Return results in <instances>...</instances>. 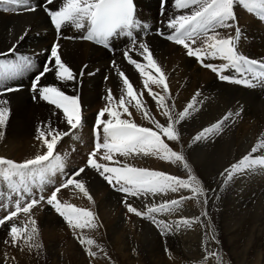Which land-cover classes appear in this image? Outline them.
I'll use <instances>...</instances> for the list:
<instances>
[{
  "label": "bare ground",
  "instance_id": "6f19581e",
  "mask_svg": "<svg viewBox=\"0 0 264 264\" xmlns=\"http://www.w3.org/2000/svg\"><path fill=\"white\" fill-rule=\"evenodd\" d=\"M31 1L33 5L37 6L35 11H28L23 8L17 12L10 5L0 4V60L2 64L18 63L20 62V57H29L31 60L29 66L23 67L13 79L6 81L8 85L21 86L19 90L0 95V99L6 100V106L10 109L7 124L3 128V136L0 137V158L11 159L14 162H24L27 159L35 158L37 154H43L46 148L37 137L39 131L45 130L46 125L50 124L52 128L59 131H70L69 126L66 124V118L62 115V110L56 109L39 97L34 99V93L31 90L32 81L35 75L38 74L35 71L40 69V67L42 69L43 64L49 61L51 48L56 42H59L61 46L62 59L74 69L79 81L78 83L66 82L58 84V86H61L62 90L68 95H79L83 120L77 129L71 130L70 135L59 140L54 155L60 153L59 146L62 142H66L71 146H78V142H82L86 147H90L93 142L92 131L98 119V112L108 104V90L111 89L115 98L114 102L118 101L121 95L123 81L118 75L119 71H123L129 77L130 82L133 83L134 89L138 93L143 91L142 100L151 117L166 126L167 117L164 115L163 109L148 94L147 89L143 85L144 78L142 75L134 65L127 62L124 56V52L131 47L127 37L118 35L112 38L114 51L111 53L78 38L87 29V21H85V29H76L72 25H65L60 30L59 35H57L54 24L47 12L43 7H40L43 4V0ZM136 2L138 6L136 16L142 22V25L145 26L147 34L145 35L141 29H136L135 34L138 39L143 38L139 42L149 44L154 58L167 77L168 92L165 93L157 85H151L153 92L166 95V103L171 110L173 120L190 103L194 105L189 110V116L177 124L176 128L179 140L183 141V151L191 157L194 153L200 151L205 154L206 159L202 160V163L192 161L193 167L199 170L208 168L211 172L209 181L216 182L221 189L219 192L221 196L219 194L212 199V203L218 208L215 212L212 211V215L216 214L217 219H220L223 209L235 201L254 202L256 206L263 210L264 166H258L254 170L234 175L233 179L226 184L223 183V178L220 174L226 168H229L231 164L237 163L245 154H248L261 140H264V80H253L250 73H247L248 76L241 77L232 68L225 69L223 73L214 72L212 69L202 66L197 58L189 57L185 48L167 42L157 35H152L153 28L161 27L163 31L169 32L171 30L167 28L169 19L187 11L176 9L174 0H136ZM61 4L62 0H55V4L47 5V7L56 8ZM257 10L264 9L234 0L233 12L235 19L234 21H229L233 27L217 29L222 37L226 38L229 35L235 37L238 25L239 38L235 40L236 47L241 54L256 62L259 60L264 61V19L256 14L255 11ZM211 34L210 32L209 35ZM201 39H198L197 44L193 45V47L200 46ZM13 47L15 48V54H8L9 49ZM130 54L141 63H146L138 52L133 51ZM113 62H115V65ZM204 63H212L219 67L221 64L227 63V61L220 57L214 59L206 57ZM82 68L84 69V74L81 77L79 72ZM153 74L156 75L154 70ZM221 75H229L234 80L250 79L252 80V86L221 80ZM53 83H57L54 73L46 74V77L41 80V84ZM129 111L131 112V117L127 114H122L121 118H131L139 126L152 127L153 130H156L152 120L144 118L141 109L129 106ZM225 117H228V119H225ZM108 118V115L105 114L103 119ZM220 121L223 122L220 131L199 141L195 139L204 128ZM101 136L103 137L102 131ZM49 138H51V134H49ZM223 153L224 155H222ZM216 154L218 156L210 160V157ZM253 155L256 157L264 155V149H258L257 153ZM140 157L142 156L139 155L137 158L140 159ZM195 157L197 158V156ZM142 158L148 160L146 156ZM150 160L158 164L163 163L160 162L161 158L155 155H152ZM216 167H218L217 171H215ZM64 171L65 167L62 173L57 171L54 176L50 177L52 181L50 185L61 184ZM88 180H83V183ZM50 185L47 186L46 184L44 186L49 189ZM109 192L103 188L98 193L90 191L91 195H89L92 197L91 201H94L93 205L96 213L104 217L116 218L120 216L121 209L118 206L112 209L111 216H109L110 214L108 215L109 208L106 204L111 199ZM62 193L68 194L71 200L74 199L73 201H76L78 197L80 201L88 199L74 186H68V188L62 190ZM31 213H35V211ZM44 214L45 210L42 206H39V219L51 220L50 216ZM49 215L52 216L53 214L50 213ZM120 219L122 218L120 217ZM200 223L199 220L198 226ZM196 225L197 223H194L190 227ZM190 235L192 236V234ZM162 244L163 242L158 240L150 251L152 253L161 252ZM137 257L140 259L138 254Z\"/></svg>",
  "mask_w": 264,
  "mask_h": 264
},
{
  "label": "snow or ice",
  "instance_id": "6c2138e0",
  "mask_svg": "<svg viewBox=\"0 0 264 264\" xmlns=\"http://www.w3.org/2000/svg\"><path fill=\"white\" fill-rule=\"evenodd\" d=\"M237 2L247 3L249 5L264 9V0H237ZM7 3L15 7H24L25 10L35 11L36 5L29 3V0H0V4ZM55 4V0H44L40 7L47 12L50 20L54 24L58 34L63 26L72 25L76 29H85V21H87V32L85 35L78 37L87 41H97L100 44H108L110 39L119 36H125L129 39L131 47L124 52L127 62L134 65L142 75L143 85L147 89L148 94L163 109L164 115L167 117V124L162 125L159 121L151 117L150 112L145 107L142 100L143 91L137 92L129 77L119 71L118 75L122 78L123 88L119 100L114 102L111 89L108 90L106 107L98 112V119L94 126V134L96 143L94 150L90 153L86 167H90L99 172V174L113 188L125 194V203L130 213L153 221L158 227L163 229L162 234H167L173 230H179L181 226H191L199 222L198 217L181 218L175 221L166 222L163 219H156L157 214L173 213L178 206L186 199L199 200L205 197L203 203H207L205 196L206 190L203 188L195 175H192L191 168L185 162L184 155L173 151L162 137H167L169 141H178L179 134L176 125L184 121L189 116V110L194 107L189 104L178 117L173 120L171 110L166 103V95L159 92H153L151 85H157L165 93L168 92V84L166 83V75L157 63L150 50L149 44L139 42L137 44L136 29H141L147 34L145 26L136 16L135 0H62V4L56 8L47 7V5ZM175 8L187 10L183 14H179L170 18L167 22V28L172 31L165 35L162 30H157V34L170 42H175L183 46L189 57L197 58L198 62L204 67L212 69L214 72H224L225 69H235L236 71H246L252 75L253 80H264V64H257L255 60H250L241 54L235 44V40L239 38V27H236V36L231 35L222 37L217 31L218 28H231L233 25L229 21H234L233 5L234 0H174ZM212 33L209 35V33ZM201 39L200 46L193 47L197 44V40ZM59 42L54 43L50 51V59L43 66L42 70L35 75L31 90L36 97L53 105L56 109L62 110V115L66 118V124L70 131H59L49 125L45 126V130L39 131L37 137L45 146L46 151L43 154H37L35 158L27 159L24 162H14L11 159L0 158V173L8 181L9 187L15 194L14 210L8 215L0 218V226L6 222L13 221L9 228V236L11 237L13 246L24 244L29 248L39 247L33 243V237L37 233L36 220L32 219L30 214L32 209L46 200L49 206H53L55 211L67 222L73 229H96L99 227L95 214L86 208L77 207L70 203H61L57 198V194L62 188H68L72 185L84 194L89 200V195L85 184L76 179L81 173L85 172V168L75 169L71 176L63 181L54 191L46 198L44 195L36 194L32 191L31 185L38 184L41 188L46 183H52L50 177L54 176L57 171L63 172L64 162L59 155H54L57 144L60 139L71 134V130L77 129L82 124V107L79 95H68L61 86L66 82H79L78 75L68 63L62 59ZM138 52L146 63H141L138 59H134L131 52ZM8 54H15V48L9 49ZM206 57L223 58L227 63L221 64L219 67L212 63H204ZM20 62H11L0 66V95L19 90V85L11 86L6 81L11 80L15 75L26 66L31 64L29 57H20ZM115 65V62H113ZM86 67V66H85ZM153 70L156 75L153 74ZM54 73L57 83L41 84L42 78L46 74ZM84 69L79 72V76H83ZM221 80L231 81L237 84L252 86L250 79H232L229 75H221ZM7 101L0 99V137L3 136V128L7 124L10 109L6 106ZM129 106L141 109L145 119H151L156 130L152 127L139 126L133 119H122V114L131 117ZM105 114L108 119H103ZM228 119V117H225ZM222 121L204 128L196 137L197 141L206 138L221 130ZM102 126V127H101ZM101 131L103 133V142H100ZM51 134V138H49ZM103 149L102 160L110 162L100 163L96 159L97 153ZM258 149H264V140L254 146L248 154H245L237 163H233L226 168L220 175L223 183H228L234 175L242 174L245 171H251L258 166H264V155L254 156ZM124 158L133 156H149L155 155L164 160L172 162H183V168L189 173L187 179L169 175L163 171L149 170L143 167H135L128 163H121L115 159L116 155ZM111 165V166H110ZM118 165V166H117ZM18 177L16 182L12 178ZM190 190L191 196H180L179 199H172L161 203L146 204V211H140L128 202V197L139 199L144 197L154 198L158 194H167L169 192L179 193L181 190ZM24 205L21 207V205ZM23 213L29 219L23 226H17L15 218L18 214ZM207 217V213H202ZM206 227H211L206 225ZM214 238V237H213ZM79 242L88 248L91 256L95 257L97 253L92 251L91 246L95 240L86 236L80 238ZM7 243V241H5ZM208 256L216 255L214 252H208ZM219 260L220 257L217 256Z\"/></svg>",
  "mask_w": 264,
  "mask_h": 264
},
{
  "label": "rangeland",
  "instance_id": "374dc122",
  "mask_svg": "<svg viewBox=\"0 0 264 264\" xmlns=\"http://www.w3.org/2000/svg\"><path fill=\"white\" fill-rule=\"evenodd\" d=\"M40 69H37L35 72H39ZM163 139L170 148L172 146L173 151L178 152L180 150L179 153L184 155L185 162L189 164L192 170L191 174L197 177L206 190L205 196L207 198V203H203L205 197H201L199 200L186 199L178 206L175 212L171 214H157L156 219H163L166 222L175 221L179 218L191 219L198 213L196 217H198L201 222L199 226L197 222V225L194 227L181 226L179 230L173 227V230L169 233L162 234L163 229L158 227L153 221L128 211L124 193L109 185L97 170L86 167L89 158L87 157V151L90 149L91 145L90 147H86L82 142H78V146H71L66 142H62L59 146L61 154L57 153V155L62 158L65 167L62 182L64 181V177L69 173H72L75 169L84 167L85 172L81 173L76 179L82 182L85 179H89L84 183L86 189L89 190V194L90 191L98 193V191H101L103 188L110 191L109 196L112 200L110 199L108 204H106L109 208L108 215L110 214L109 216H111L112 209L119 206L121 209L120 216L110 218L99 215L94 210V201H89V199L80 201L79 197L76 201H73L74 199L72 198L73 200H71L68 194L62 193V190L65 189L62 188L57 194V198L61 203H70L77 207L91 210L95 214L99 227L96 229H73L55 211L53 206L49 207L46 200L42 201L32 209L35 213L30 214L31 218L36 220V227L38 229L33 237V243L39 245V247L29 248L22 243L13 246L11 237L9 236V228L13 221L6 222L5 225L0 226V264H264V209L261 210L254 202L235 201L232 204H228L226 208L223 209L222 216H220L221 218L217 219L216 214L212 215V211L215 212V210L218 209L214 203H212V199L220 194L219 192L221 189L216 182L209 181L211 172L208 168L206 170L204 168L199 170L194 168L193 164H191L192 161H199L198 163H202V160L206 159L205 154L200 151L196 152L197 154L194 153L191 157L182 150V140L169 141L167 137H163ZM100 140L102 143V136H100ZM92 151L93 150L89 152L91 153ZM103 152L104 150L101 149L97 153L96 159L100 163L110 164V162L102 160ZM218 154L211 156L210 160L215 159ZM222 155H224V153ZM140 156L145 157L144 155ZM195 156H197V158ZM137 157L138 156L124 158L118 155L114 158L121 161L122 164L128 163L135 167H143L149 170L167 171V174L177 177L180 176L182 179H187L189 176L188 171L181 165L183 162H172L161 158L160 162L163 163H160L162 164L160 165L150 160L152 155L146 156L148 160H144L142 157L138 159ZM168 162L169 164L167 165ZM138 163L139 165L137 166ZM216 169H218V167L215 168V171H217ZM12 179L16 181L14 177ZM46 184L47 186L50 185V183ZM56 185H59V183H55L54 185L51 184V187L48 189L45 186L41 188L38 184H32L31 188L37 198L41 194L47 198L51 192L54 191V186ZM186 192L187 194H185ZM183 195L189 197L192 194L190 190L182 189L179 193L169 192L167 194H158L156 197H150L147 200L144 197H140L139 199L128 197V202L134 207H137L138 210L146 211V204H158L164 201H170L172 198L179 199V197ZM219 196H221V194ZM8 199L15 201L16 196L9 187L8 181L4 178L3 174L0 173V218L8 215L10 211L14 210V202L10 204ZM23 206L22 204L21 207ZM39 206L43 207L45 210L44 215L50 216L51 220L45 218L39 219ZM204 212L207 213V217L202 215ZM50 213L53 215H49ZM245 216L247 217L245 218ZM120 217L122 219H120ZM28 219V216L20 213L18 217L15 218L14 222L17 223V226L22 227ZM206 225H210L211 227H206ZM197 226L198 228L196 229ZM190 234H192V236ZM84 236L95 240L96 243L91 246L92 251L97 253L95 257L91 256L88 252V248L79 242L80 238ZM158 240L163 242L162 251L159 253L158 251L152 253L150 249ZM5 241H7V243H5ZM250 242L253 243L251 244ZM139 249L141 250L139 251ZM208 252H214L216 255L208 256ZM137 254L140 256V259L137 257ZM217 256L220 257L219 260Z\"/></svg>",
  "mask_w": 264,
  "mask_h": 264
}]
</instances>
